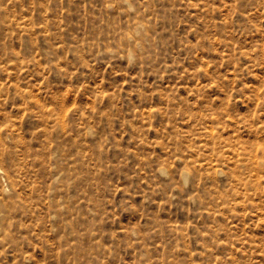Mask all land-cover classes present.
Wrapping results in <instances>:
<instances>
[{
  "label": "rangeland",
  "instance_id": "obj_1",
  "mask_svg": "<svg viewBox=\"0 0 264 264\" xmlns=\"http://www.w3.org/2000/svg\"><path fill=\"white\" fill-rule=\"evenodd\" d=\"M0 264H264V0H0Z\"/></svg>",
  "mask_w": 264,
  "mask_h": 264
}]
</instances>
